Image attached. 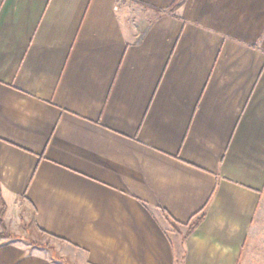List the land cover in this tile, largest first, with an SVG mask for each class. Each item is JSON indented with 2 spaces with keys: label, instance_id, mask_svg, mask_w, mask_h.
<instances>
[{
  "label": "crops",
  "instance_id": "crops-1",
  "mask_svg": "<svg viewBox=\"0 0 264 264\" xmlns=\"http://www.w3.org/2000/svg\"><path fill=\"white\" fill-rule=\"evenodd\" d=\"M175 2L0 0V264H239L264 0Z\"/></svg>",
  "mask_w": 264,
  "mask_h": 264
},
{
  "label": "rangeland",
  "instance_id": "rangeland-1",
  "mask_svg": "<svg viewBox=\"0 0 264 264\" xmlns=\"http://www.w3.org/2000/svg\"><path fill=\"white\" fill-rule=\"evenodd\" d=\"M16 234L8 232L0 233V243H16L25 250H33L37 243L34 245L32 237L29 238L28 234L22 233L20 228L16 229ZM58 255L68 256L71 261L73 258L70 252L65 249H59ZM239 264H264V197L259 206V210L255 217L253 229L249 235V240L243 250Z\"/></svg>",
  "mask_w": 264,
  "mask_h": 264
},
{
  "label": "trees",
  "instance_id": "trees-1",
  "mask_svg": "<svg viewBox=\"0 0 264 264\" xmlns=\"http://www.w3.org/2000/svg\"><path fill=\"white\" fill-rule=\"evenodd\" d=\"M185 2V0H176V2L165 12L166 14H172L174 13L177 9H179V7H181L183 5V3ZM202 217L197 219L190 227L189 232H192L195 230V228L198 226L199 222L201 221ZM34 245L36 244L35 242H33Z\"/></svg>",
  "mask_w": 264,
  "mask_h": 264
}]
</instances>
